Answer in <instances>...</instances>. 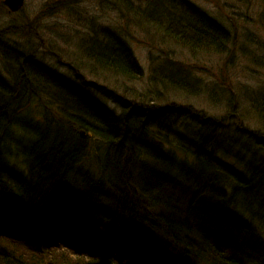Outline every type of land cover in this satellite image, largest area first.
Returning a JSON list of instances; mask_svg holds the SVG:
<instances>
[{
    "label": "trees",
    "instance_id": "1",
    "mask_svg": "<svg viewBox=\"0 0 264 264\" xmlns=\"http://www.w3.org/2000/svg\"><path fill=\"white\" fill-rule=\"evenodd\" d=\"M88 2L120 13L127 26L153 31L158 49L166 42L225 55L235 42L231 24L193 0H146L142 7L132 0ZM75 8L68 0H47L41 11L72 16ZM83 29L77 42L76 33L52 36L72 50L74 64L64 63L71 78L37 52L42 40L35 24L0 25V264H34L25 258V243L49 250L57 240L75 255L74 264H139L130 259L144 252L149 264H264V91L245 96L249 122L225 83L217 88L226 93V117L157 106L158 88L210 93V87L197 93L198 83L165 53L149 68L150 101L125 99L117 112L103 103L112 91L95 81L141 82L134 36L96 21L83 22ZM253 45L264 53V45ZM81 69L103 77L85 82L77 77ZM253 123L260 131L250 129ZM242 151L245 162L234 156ZM203 166L216 179L221 171L231 175L211 183Z\"/></svg>",
    "mask_w": 264,
    "mask_h": 264
},
{
    "label": "rangeland",
    "instance_id": "2",
    "mask_svg": "<svg viewBox=\"0 0 264 264\" xmlns=\"http://www.w3.org/2000/svg\"><path fill=\"white\" fill-rule=\"evenodd\" d=\"M46 1L24 0L23 6L14 13L0 6V25L4 27L11 24L22 26L25 23L32 24V26L35 24L37 27L35 37L41 36L42 40V45L39 44L40 49L37 52L44 53V62L55 68L56 71L68 73L71 78H74L75 74L64 63L74 64L68 59L72 50L66 48L64 43L57 38H52V36H58L61 32L70 36H73V33L78 34L76 31L84 30L83 22L88 23L90 20L96 21L98 27L111 26L116 29L122 28L133 34L135 39L132 40L133 56L145 73V76L141 78V82L134 80L131 84H127L124 79H112L115 83H104L101 80L97 82L93 77L99 78L103 76L100 73L92 76L84 69L79 70L81 76H77L84 79L85 82L95 81L97 84L105 86V89L112 91L113 95L102 97L103 103L109 109L119 112L120 104L125 99L139 105H141V99H146L147 101L145 102H149L153 97L150 96L149 89L147 88L150 84V80L147 79L150 73L149 68L152 64L156 68V63L163 61V55L166 53V56L172 59L173 63L179 65L182 70L189 72L191 78L198 83L197 93L205 87H210L208 90L210 93L207 94L204 91L203 95H193L196 92V88L192 91L185 90L187 92L182 91L181 93L176 90L158 88L153 90L156 95L153 97L155 105H174L176 108L193 109L194 112L201 113L207 118L220 119L226 117L228 113L226 109L221 107L226 93L217 87L225 83L223 89L228 90L229 99L231 101L237 100L238 106L242 107L243 115L246 117L245 122H249L251 114L247 110L245 96L250 91L256 92L258 89L264 91V68L257 63L259 57L264 55V53L258 52L253 45L255 44L262 48L264 45V24L259 19V0H193L208 15L220 20H227L225 22L226 25L229 27L231 24L234 29L235 42L231 47L230 53L225 55L199 52L190 53L185 48L166 42H164L165 46L158 49L155 47V42L159 40V36H154L153 31L151 34L150 31L144 32L133 25L127 26L126 22L120 19V13L110 10L106 5L101 7L95 2H88V0H68L71 1V4L78 6V8L74 9L76 11L72 16L64 10H60L55 14L53 13V16H49L48 12L43 13V10L41 11ZM1 3L2 0H0ZM132 4L133 6L142 7L145 3L144 0H132ZM20 18H23V20ZM143 29L145 28L143 27ZM70 36L69 39L71 40ZM80 36V34L76 35V42ZM28 45V47L33 46L32 43ZM46 47L61 58L59 61L63 63L62 66L59 65L56 68L51 52L43 51ZM261 61L263 62L264 59ZM74 67L77 66L74 65ZM153 86L151 85V87ZM213 88L216 94L212 91ZM139 93L147 97H143ZM226 101L228 102V96L226 97ZM249 127L255 132L260 131V128H256L254 123L249 124Z\"/></svg>",
    "mask_w": 264,
    "mask_h": 264
},
{
    "label": "bare ground",
    "instance_id": "3",
    "mask_svg": "<svg viewBox=\"0 0 264 264\" xmlns=\"http://www.w3.org/2000/svg\"><path fill=\"white\" fill-rule=\"evenodd\" d=\"M262 139H264L263 137H262ZM76 145V144H75ZM234 156L237 158V159H239L240 161H246L247 160V158H246V156H247V154L245 153V152H238L237 154H234ZM224 162L225 163H227V164H229L230 163V160H228V159H225L224 160ZM250 167H251V165H249ZM204 167V174L206 175V176H208V178L210 179V182L212 183V182H215V181H223V180H225L228 176H230L231 175V173H229L227 170H225V171H221L220 172V175L218 176V178L216 179V176H215V172L216 171H211L210 170V168L209 167H207V166H203ZM182 169V168H181ZM184 169H182L181 171H183ZM184 173H186V174H188V173H192V172H185V171H183ZM158 174V173H157ZM161 174V173H160ZM160 174H158V175H160ZM180 178L182 177L181 175L179 176ZM166 178H168L167 176H166ZM174 179H177V180H179L178 178H177V176H175L174 177ZM257 180H263V178L262 177H259ZM241 181H244V180H241ZM240 181V182H241ZM241 185H242V188H245V187H248V183L246 182V183H244V182H241ZM260 193H262V196H264V191H261L260 190ZM252 196V194L250 195V197ZM218 199V198H217ZM128 226H130V225H128Z\"/></svg>",
    "mask_w": 264,
    "mask_h": 264
},
{
    "label": "water",
    "instance_id": "4",
    "mask_svg": "<svg viewBox=\"0 0 264 264\" xmlns=\"http://www.w3.org/2000/svg\"><path fill=\"white\" fill-rule=\"evenodd\" d=\"M24 0H3V5L12 13L18 11L23 6Z\"/></svg>",
    "mask_w": 264,
    "mask_h": 264
}]
</instances>
